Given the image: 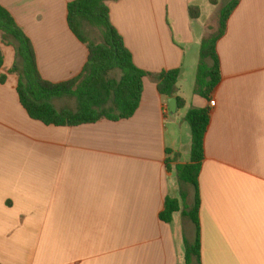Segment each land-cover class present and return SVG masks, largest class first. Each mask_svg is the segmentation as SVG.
<instances>
[{"label":"crops","instance_id":"1","mask_svg":"<svg viewBox=\"0 0 264 264\" xmlns=\"http://www.w3.org/2000/svg\"><path fill=\"white\" fill-rule=\"evenodd\" d=\"M73 1L0 0L32 41L40 74L55 84L79 76L89 57L68 25ZM108 5L138 68L181 70L174 98L185 106L172 114L147 77L140 108L128 120L47 126L22 106L12 72L16 48L1 37L0 263L187 264L186 241L196 242V226L184 222L182 211L169 224L160 214L168 197L181 201L176 168L190 163L192 147L186 116L209 108L199 177L200 264H264V0H241L218 42L222 79L214 107L195 84L210 27L203 11L218 5ZM190 6L200 8L199 19L190 17Z\"/></svg>","mask_w":264,"mask_h":264},{"label":"trees","instance_id":"2","mask_svg":"<svg viewBox=\"0 0 264 264\" xmlns=\"http://www.w3.org/2000/svg\"><path fill=\"white\" fill-rule=\"evenodd\" d=\"M109 1L75 0L68 4L69 28L87 47L89 57L79 76L57 84L42 77L32 41L16 23L14 17L0 6L2 41L16 48L17 61L12 72L19 76L17 92L22 106L32 119L47 126L56 127H75L102 120L113 122L128 120L140 108L144 79L147 77L157 83L160 95L168 99L177 95L181 70L174 69L151 74L138 68L122 35L111 21ZM240 1L229 0L219 8L217 27L216 29L208 28V33L201 44L195 92L210 101L222 79L218 42L226 34L228 21ZM212 3L218 5L215 0H212ZM189 14L196 20L200 18L201 10L198 6H190ZM90 26L102 29V43L91 38L88 30ZM3 65L4 57L0 53V69ZM5 78L2 76V83L5 82ZM62 98L75 99L76 108L58 109L54 102ZM177 102L179 109L186 103L180 97L177 98ZM186 121L191 128L192 147L190 163L176 168L182 192L181 201L168 197L160 219L169 224L173 221V215L182 211L184 222H190L196 226V242L190 245L186 241V260L187 264L194 262L200 264L199 177L205 158V138L211 123V110L209 108L191 109L186 116Z\"/></svg>","mask_w":264,"mask_h":264},{"label":"rangeland","instance_id":"3","mask_svg":"<svg viewBox=\"0 0 264 264\" xmlns=\"http://www.w3.org/2000/svg\"><path fill=\"white\" fill-rule=\"evenodd\" d=\"M229 0H219V5L217 6L216 10L214 13H209L208 11H203V15H204V19H208L210 27L209 28H215L217 27L218 24V12H219V8L221 6H224ZM88 30L90 31L91 34V38L94 39L95 41L102 43L103 42V31L101 28L98 27H92L90 26L88 28ZM2 34L0 32V40H1ZM56 106L58 109H64V108H71V109H75L77 106V102L75 99L73 98H62L59 99L55 102ZM186 120V119H185ZM189 125V124H187ZM183 138L184 140L186 139V133L183 134ZM189 156V155H188ZM189 158V157H188ZM190 194H192V192L190 191ZM196 262H194L195 264Z\"/></svg>","mask_w":264,"mask_h":264},{"label":"water","instance_id":"4","mask_svg":"<svg viewBox=\"0 0 264 264\" xmlns=\"http://www.w3.org/2000/svg\"><path fill=\"white\" fill-rule=\"evenodd\" d=\"M168 106H169V110L172 114H175L177 112L178 109V102L177 99L172 97L168 99Z\"/></svg>","mask_w":264,"mask_h":264},{"label":"built area","instance_id":"5","mask_svg":"<svg viewBox=\"0 0 264 264\" xmlns=\"http://www.w3.org/2000/svg\"><path fill=\"white\" fill-rule=\"evenodd\" d=\"M210 105H211V107H214L216 105V101H211Z\"/></svg>","mask_w":264,"mask_h":264}]
</instances>
